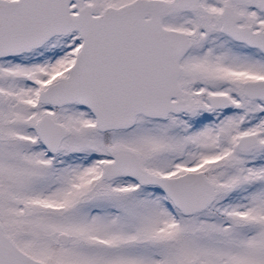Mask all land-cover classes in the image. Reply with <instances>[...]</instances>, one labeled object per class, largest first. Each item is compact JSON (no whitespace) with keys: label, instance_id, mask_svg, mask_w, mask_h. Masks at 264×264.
<instances>
[{"label":"snow or ice","instance_id":"6c2138e0","mask_svg":"<svg viewBox=\"0 0 264 264\" xmlns=\"http://www.w3.org/2000/svg\"><path fill=\"white\" fill-rule=\"evenodd\" d=\"M0 264H264V0H0Z\"/></svg>","mask_w":264,"mask_h":264}]
</instances>
